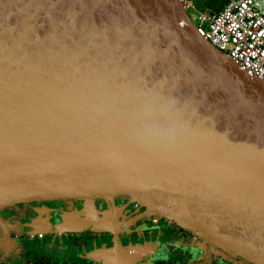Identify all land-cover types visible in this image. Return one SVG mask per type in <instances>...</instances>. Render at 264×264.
Masks as SVG:
<instances>
[{
  "label": "water",
  "instance_id": "water-1",
  "mask_svg": "<svg viewBox=\"0 0 264 264\" xmlns=\"http://www.w3.org/2000/svg\"><path fill=\"white\" fill-rule=\"evenodd\" d=\"M161 109L180 135L146 152L133 129ZM54 199L79 200L64 230L114 226L137 201L197 246L264 264V81L177 0H0V208ZM148 250L91 257L141 264Z\"/></svg>",
  "mask_w": 264,
  "mask_h": 264
},
{
  "label": "flooded vegetation",
  "instance_id": "flooded-vegetation-1",
  "mask_svg": "<svg viewBox=\"0 0 264 264\" xmlns=\"http://www.w3.org/2000/svg\"><path fill=\"white\" fill-rule=\"evenodd\" d=\"M203 1L193 3L201 8ZM78 202L40 200L0 208V264H101L91 254L116 241L147 242L149 250L141 264H253L239 256H223L208 245L197 246L194 232L165 215L147 211L137 201L118 211L114 226L58 228L65 211Z\"/></svg>",
  "mask_w": 264,
  "mask_h": 264
},
{
  "label": "built area",
  "instance_id": "built-area-1",
  "mask_svg": "<svg viewBox=\"0 0 264 264\" xmlns=\"http://www.w3.org/2000/svg\"><path fill=\"white\" fill-rule=\"evenodd\" d=\"M183 3L199 32L217 49L264 81V0H229L216 12ZM189 9L195 11L191 18Z\"/></svg>",
  "mask_w": 264,
  "mask_h": 264
},
{
  "label": "clouds",
  "instance_id": "clouds-1",
  "mask_svg": "<svg viewBox=\"0 0 264 264\" xmlns=\"http://www.w3.org/2000/svg\"><path fill=\"white\" fill-rule=\"evenodd\" d=\"M179 135L174 114L165 109L142 111L133 129L137 146L146 152L170 151Z\"/></svg>",
  "mask_w": 264,
  "mask_h": 264
},
{
  "label": "rangeland",
  "instance_id": "rangeland-1",
  "mask_svg": "<svg viewBox=\"0 0 264 264\" xmlns=\"http://www.w3.org/2000/svg\"><path fill=\"white\" fill-rule=\"evenodd\" d=\"M192 3H193V0H190ZM220 2H221V0H206L205 2L203 1L202 2V4H201V6L200 7H203V9H205V11L207 12V8H210V7H212V8H216L217 6H219V4H220ZM193 5H194V3H193ZM195 6V5H194ZM196 7V6H195ZM197 8V7H196ZM199 8V7H198ZM189 13H190V16H191V18H193L194 17V15H195V11L193 10V9H189ZM98 201V198H96L95 199V202H97ZM109 205H114V203L112 202V201H110V202H107V206H109ZM143 206H145V205H143ZM146 207V206H145ZM147 211H149L150 212V210L147 208ZM144 212H145V210H144ZM152 212V211H151ZM19 228V226H17V229ZM28 231H24V233L26 234Z\"/></svg>",
  "mask_w": 264,
  "mask_h": 264
},
{
  "label": "trees",
  "instance_id": "trees-1",
  "mask_svg": "<svg viewBox=\"0 0 264 264\" xmlns=\"http://www.w3.org/2000/svg\"><path fill=\"white\" fill-rule=\"evenodd\" d=\"M229 0H222L221 2H220V4H219V6H217L216 8H212V7H210V8H207V11H209V12H216V11H218L219 9H221L227 2H228ZM200 10H205V9H203V7H201V8H199Z\"/></svg>",
  "mask_w": 264,
  "mask_h": 264
}]
</instances>
